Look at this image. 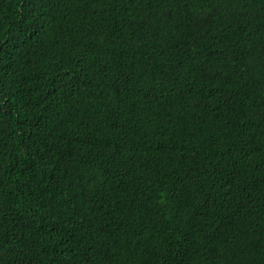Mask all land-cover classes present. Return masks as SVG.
<instances>
[{
	"label": "trees",
	"instance_id": "16d2710c",
	"mask_svg": "<svg viewBox=\"0 0 264 264\" xmlns=\"http://www.w3.org/2000/svg\"><path fill=\"white\" fill-rule=\"evenodd\" d=\"M0 264H264V0H0Z\"/></svg>",
	"mask_w": 264,
	"mask_h": 264
}]
</instances>
